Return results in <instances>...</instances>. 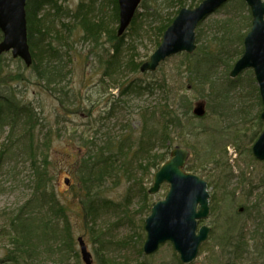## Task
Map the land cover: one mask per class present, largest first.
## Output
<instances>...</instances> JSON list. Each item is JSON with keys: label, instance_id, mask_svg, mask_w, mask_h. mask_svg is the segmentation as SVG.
Here are the masks:
<instances>
[{"label": "rangeland", "instance_id": "rangeland-1", "mask_svg": "<svg viewBox=\"0 0 264 264\" xmlns=\"http://www.w3.org/2000/svg\"><path fill=\"white\" fill-rule=\"evenodd\" d=\"M176 1L147 0L146 4L149 5L150 11L146 14L149 16L144 17V20L141 19V22L138 20L134 23V26L139 22L144 24L139 34L133 32V25L127 26L122 34H119L121 18L119 8V20L117 19V0H96V2L59 0L61 8L65 6V13L67 10L76 9L81 3L77 16L63 15L62 11L58 14L54 7H47L45 12L48 10L50 12L48 20L63 30V36L71 41L69 43L67 40L69 49L67 48L64 53L67 63L65 71L68 74L63 86L60 87H64L62 93L46 90L35 78L33 69L24 68L23 60H16L11 52L2 53L0 69H5L7 73L13 70L16 71V75L24 76L20 83L4 87V92L7 93L12 88L21 102H29L34 105L33 107H38L42 111L41 116L47 119L46 126L51 128V133L47 135L52 139L49 147L54 162L51 186L53 185L57 197L66 206L71 234L75 241L73 248H62L61 252L55 245L50 247L49 243L37 241V253L33 258L28 259V264H59L61 258L62 264H85L80 253L78 236H83L92 254L93 264H107L106 260L110 258L117 263L126 264H181L179 254L169 241L152 254L147 255L143 251L147 235L145 219L150 213L152 204L165 198L170 188L169 183L164 182L158 192L154 194L148 192L153 184L155 169L148 172L135 167L129 176L121 172L117 178L107 179L96 191L98 197L105 199V202L99 207V199L94 202L98 215L95 219L89 218L88 221L80 202L78 186L75 184V179L71 180L80 160L78 146L85 141L91 144L93 142V145H102L105 135L109 133L111 136L119 137L127 127L131 128L133 134L139 135L140 113L152 106L151 103L155 97L158 98L159 93L157 88L153 93L147 91L132 93L133 85L127 84L135 78L152 84L156 79L170 82L176 85L175 87H182L190 95L194 106L198 103L204 104L205 118L202 120L197 118L196 122L204 124L208 131L197 137L190 133L185 135V132L178 137L174 135L170 151L180 145L191 151L192 155L187 164L194 162L193 156L198 159L195 162L199 167L193 172L207 180L211 194L210 204L216 208L215 213L211 210L205 223L212 227L213 224H223L224 220L229 218L228 226L233 232L232 235L237 236L241 233L245 238L243 243L247 245L243 247L242 256L237 264H264V207L256 213L250 209L254 204H264V198L257 199L261 192L264 197V185L261 182L264 177V161L257 159L252 151L255 141L264 128V119L260 117V90L255 76L250 72L248 75L247 71L239 74L235 78L237 81L234 88H228L230 93L228 101L220 108L212 99L209 85H205L198 92L186 83L187 73L178 68L183 58L178 54L161 63L153 73L142 71L134 73L127 69L129 58L124 52L122 54L123 58L126 56L123 60L124 70L118 76L114 75L112 79L105 76L103 63L100 62L106 59L107 51H110L109 55L112 57L113 48L109 38L116 33L120 39L123 35H127L126 39L130 42L132 39L136 40L134 45L140 52L138 61L144 62L149 59L156 48L155 27H158L161 21L172 18L178 9L176 5L174 6ZM185 1V6L190 7L192 3L196 5L200 0ZM96 14H101L104 21L92 28L91 32L88 30L89 37L83 34L81 22L86 17L93 18ZM41 17V13L37 14L34 11L33 23H41L43 21ZM227 19H232L231 25L222 24ZM90 21L91 19L88 21L86 19L85 24ZM93 21L92 19L91 26ZM250 21L248 8L241 6L239 0H230L200 23L197 34L201 29H204L209 37L214 33L220 35L225 31L227 37L224 39L230 44L228 47L223 46V49L230 52L237 47L236 42L231 40V30H240L245 34L249 29L248 25L251 24ZM62 24L81 29L72 28L71 32L66 31ZM55 31L53 28L54 33ZM35 33L34 28L33 36ZM94 35L99 37L98 42L96 41L98 38L94 39ZM49 41L50 37L45 34L43 37L40 35L38 42L43 48L46 44L49 45ZM40 59L42 60V54L37 61ZM112 69L115 70L117 67ZM229 71H225L223 65L217 66L216 73L221 83L220 88L228 84ZM121 91L126 94L122 95ZM59 93L64 95L65 106L61 105ZM9 129V126H5L0 132V151L3 143L9 142ZM46 131H41L37 127L36 137L40 139ZM20 135L21 131H16L12 136L16 138ZM192 145L200 148V152L193 154ZM14 153L7 155L0 166V226L8 223L33 195L28 157L23 153L17 154L15 149ZM67 178L69 184L65 182ZM256 186L258 188L254 189L253 195H248L249 189ZM145 191L148 193L147 196ZM242 207H245L244 210ZM59 226L61 228L64 226L62 219L59 221ZM220 228L216 227L214 231L212 230L205 251L202 252L201 248L197 258L190 264H226L227 261L222 260L218 255L220 250L217 244L222 240ZM6 244L5 237L0 239V264H10L5 262L10 250ZM47 246L49 248H46ZM213 251L216 254H213ZM77 253L79 255L75 257Z\"/></svg>", "mask_w": 264, "mask_h": 264}, {"label": "trees", "instance_id": "trees-1", "mask_svg": "<svg viewBox=\"0 0 264 264\" xmlns=\"http://www.w3.org/2000/svg\"><path fill=\"white\" fill-rule=\"evenodd\" d=\"M146 1L144 0L142 4V8L145 11L138 12L135 20L132 22L133 27H131L135 34H139L140 29L144 28V24H140L141 19L144 20L146 12L150 11V7L146 4ZM93 2H96V0H93ZM116 4L117 19L119 20L118 0ZM80 5L81 3L78 4L76 9L67 10L65 13V6L63 5V8H61L59 0H27L28 38L33 55V62L29 67L33 69L37 81L41 82L46 90L50 92H63L64 87H60L63 86L65 77L68 74L65 71L67 63L64 59V53L67 48L69 49L68 44L71 41L69 38L67 39L63 36V30H60L57 26H54L53 22L51 23L48 20V18L50 19V12L49 10L45 12V9L47 7H54L58 14L62 11L61 14L63 15L77 16ZM175 5L178 9H176L172 18H167L164 22L161 21L160 25L155 27L156 47L160 45L164 31L173 22L180 9L186 5V1L177 0L174 3ZM194 5L192 3L190 7ZM240 5L246 6L243 0H240ZM34 11L37 14H42L41 18H43V21L41 23H33ZM249 17L251 18V15ZM86 19L87 21L91 19V21L85 24ZM86 19L82 20V22L80 21L84 29L83 34L85 33L86 35H89V31L91 32L92 28L97 27L104 21L101 14H96L93 18L86 17ZM92 19L94 20L93 26H91ZM96 19L99 21H96ZM138 20L140 22L134 26V23L138 22ZM230 22H232V19H227L222 24L231 25ZM62 27L66 31L70 30V32L72 28L81 29L75 26H68L67 24H62ZM248 27L250 29L251 24ZM34 28L37 33H35V36H33ZM53 28L56 30L55 33L53 32ZM246 33L244 34L240 30H231V40H233L232 42H236L237 47L229 52L223 49V46L228 47L230 44L229 41L224 39L227 37L225 31L220 35L219 33H214L209 37L204 29H201L197 34V43L199 45L196 51L191 54H180L183 59L178 68L187 73L186 83L198 92L205 85H209L212 90V99L217 102L220 108L228 101L230 96L228 88H234L237 80L231 79L227 75V86L225 85L223 88L221 86L220 88L221 83L217 79L216 73L217 66L223 65L225 71H231L235 61L243 52L242 44ZM45 34L50 37L49 45L47 46L46 44L41 48L38 41L40 35L43 37ZM126 36L123 35L121 39L117 33L111 36L109 40L112 42L114 53L110 57V51H107L105 54L107 56L106 59L100 60L103 63L105 76L107 75L111 79L114 75L118 76L124 70L123 60L126 59V56L129 58L127 60V69L129 71L134 73L139 72L143 63L137 60L140 52L138 47L134 45L136 40L132 39V42H130L126 39ZM1 39L2 33L0 31ZM94 39H97L96 41L98 42L99 37L94 35ZM67 40H69V43H67ZM124 52H126V56L123 58L122 54ZM41 54L42 60L37 61L38 57H41ZM115 66L117 69L113 70L112 67ZM29 67L24 64V68L27 69ZM247 72L249 75L252 73V70H247ZM23 78L22 74L16 75V71L10 70L7 73L5 69H0V132L3 131L5 126H9L10 128L8 135L9 142L5 141L1 147L0 166L7 155L15 154L14 149L17 151V154L23 153V155L28 157L31 171L30 181L33 189L32 197L18 209L17 213L9 219L8 223L0 226V239L5 237L7 239L6 246L10 248L5 262H9L10 264H28V259L33 258L37 253V241L49 243L50 247H54L53 245H55L59 248L58 251L60 252L65 247L73 248L75 242L71 234L72 229L66 206L61 203L53 189V185L51 186L54 162L50 155L49 143L52 139L50 136H47L51 133V128L46 126L47 119L41 116L42 111L38 107H33L34 105L29 102H21L17 98L15 90L11 87L9 92H4V87L20 83L23 81ZM145 82L135 78L127 84L133 85L131 88L133 90L132 93H140L142 91L153 93L156 88L159 93L158 98L155 97L151 103L152 106L140 113L141 128L140 130L138 129V136L132 133L131 128L127 127L123 129L119 137L111 136L109 133L105 135L102 145H93V142L91 144L85 141L78 146L80 160L77 163L78 165H76L71 180L75 179V184L78 186L80 202L87 221L89 218L95 219L98 215V209L94 206V202L99 199L98 207L101 203L105 202V199L98 197L96 191L107 179L117 178L121 172L129 176L133 173L135 167L147 170L148 172L151 169L157 170L167 160L174 135V137H178L185 132V135L190 133L197 137V135L208 131V128L204 124L196 122L197 118L202 120L205 116L196 117L192 114L194 103L190 95L182 87H175L176 85L170 82H161L158 79L153 80V84L148 81ZM61 93H59L58 98L61 101V105L65 106L66 103L64 102L66 100H64V95H61ZM121 94H126V92L122 93L121 91ZM37 127L41 131L47 130L45 134L42 133L44 135H41L40 139L36 137L35 130ZM16 131H21V135L14 138L12 135ZM192 149L193 154L200 152V148L193 147V145ZM19 150L20 152H18ZM193 158L194 162L187 167L189 171H195L199 167L195 162L198 159L194 156ZM261 182L264 185V177ZM255 188H258V186L249 189L248 195L252 196ZM145 195H148L146 191ZM257 197V199L263 200V192L259 193ZM262 207H264V204H254L250 209L256 213ZM244 208L242 207L243 210ZM211 210L215 213L216 208L214 205H211ZM256 217L258 216L256 215ZM61 219L64 221L62 228L59 226ZM229 221L230 219L226 218L221 225L213 224L212 230L214 231V228L221 227L219 231L222 240L217 244L220 250L218 255L222 260L227 261L226 264H237L242 256V249L247 243H243L245 238L241 233L237 236L232 235L233 232L228 226ZM257 228L262 229L261 227ZM206 244L202 246V252L205 251ZM46 248H49V246ZM213 254L216 253L213 251ZM78 255L77 253L74 256L77 257ZM106 263L126 264L125 262L117 263L111 258L107 259ZM59 264H62V258Z\"/></svg>", "mask_w": 264, "mask_h": 264}, {"label": "water", "instance_id": "water-1", "mask_svg": "<svg viewBox=\"0 0 264 264\" xmlns=\"http://www.w3.org/2000/svg\"><path fill=\"white\" fill-rule=\"evenodd\" d=\"M140 1L120 0L119 34H122L130 24ZM225 1L204 0L195 9L183 8L165 32L162 45L150 60L142 65V70L154 71L161 61L177 52H193L196 48L195 28L198 22ZM246 1L252 8L253 27L245 37L244 54L235 64L231 75L237 76L243 69L253 67L264 104V0ZM0 28L4 34V39L0 43V53L12 50L14 57L20 56L30 65L32 53L27 36L26 0H0ZM194 112L197 115H204V104H198ZM262 117L264 118V111ZM253 150L259 159H264V131ZM171 154L172 157L155 173L154 183L150 189L151 193H155L164 181L170 183L166 197L153 204L151 214L146 219L148 237L144 244V252L150 254L156 251L161 243L170 240L180 252L181 261L191 263L211 231L207 225L198 226V221L206 219L210 214V193L205 179L184 169L189 150L177 146ZM78 241L84 261L86 264H92L91 253L83 237L80 236Z\"/></svg>", "mask_w": 264, "mask_h": 264}]
</instances>
